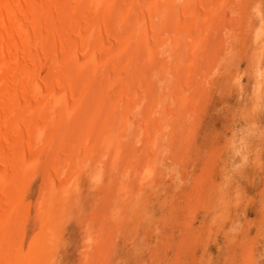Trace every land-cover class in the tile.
<instances>
[{"label":"bare ground","instance_id":"6f19581e","mask_svg":"<svg viewBox=\"0 0 264 264\" xmlns=\"http://www.w3.org/2000/svg\"><path fill=\"white\" fill-rule=\"evenodd\" d=\"M238 3L0 0V258L6 252V264L20 228L10 246L4 238L11 237L23 189L32 184L31 170L56 146L62 149L52 165L48 162L40 212L48 210L47 200L55 199L62 211L74 209L75 204L65 202L80 198L78 184L88 181L103 191L97 201L109 197L112 209L132 214L154 194L159 165L168 176L181 177L175 165L191 140V133L182 134L195 104L189 105L191 95L199 97L196 89L209 84L213 59L205 53L222 50L231 39L229 27L241 8ZM102 85L104 121L99 127V105L86 112L83 108ZM182 108L191 110L185 113ZM83 127L88 140L75 142ZM55 131L67 138L60 140L59 134L48 141ZM44 142L49 150L45 156ZM90 216L83 235L87 250L98 242L95 212Z\"/></svg>","mask_w":264,"mask_h":264},{"label":"rangeland","instance_id":"374dc122","mask_svg":"<svg viewBox=\"0 0 264 264\" xmlns=\"http://www.w3.org/2000/svg\"><path fill=\"white\" fill-rule=\"evenodd\" d=\"M236 6L241 10L231 19V37L227 38L231 39L222 50L213 47L205 53L213 59L209 84L196 89L199 97L191 95L189 105L195 104L187 110L192 116L182 108L185 113L181 114L190 123L182 134L191 133L186 157L175 165L183 179L168 176L159 165L154 194L132 214L112 209L109 197L97 201L103 191L87 179L84 185L78 184L83 198L65 202L75 204L74 209L62 211L55 199L47 200L48 210L40 212L48 165L62 149L56 146L49 151L44 142L41 153H50L31 170L32 184L23 189L12 238H4L10 246L20 228L10 264H82L88 258L92 259L88 264H264V0H240ZM104 90L102 85L97 90L101 98L91 97L83 108L86 112L99 105L95 108L101 116L98 126L104 121ZM84 128L75 142L87 139ZM57 132L48 141L59 136L61 131ZM60 135V140L67 138L65 133ZM92 212L98 242L87 250L83 235ZM6 255L2 253L0 264H6Z\"/></svg>","mask_w":264,"mask_h":264}]
</instances>
